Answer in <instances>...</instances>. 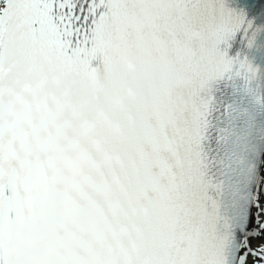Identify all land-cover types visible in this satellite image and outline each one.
<instances>
[{
	"label": "snow or ice",
	"instance_id": "snow-or-ice-1",
	"mask_svg": "<svg viewBox=\"0 0 264 264\" xmlns=\"http://www.w3.org/2000/svg\"><path fill=\"white\" fill-rule=\"evenodd\" d=\"M0 264H264V0H0Z\"/></svg>",
	"mask_w": 264,
	"mask_h": 264
}]
</instances>
